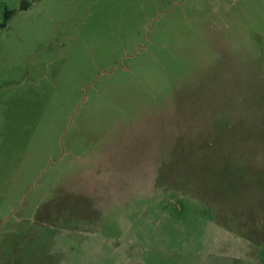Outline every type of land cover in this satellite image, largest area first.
<instances>
[{
	"label": "rangeland",
	"instance_id": "1",
	"mask_svg": "<svg viewBox=\"0 0 264 264\" xmlns=\"http://www.w3.org/2000/svg\"><path fill=\"white\" fill-rule=\"evenodd\" d=\"M6 10L0 264H264V0Z\"/></svg>",
	"mask_w": 264,
	"mask_h": 264
},
{
	"label": "trees",
	"instance_id": "2",
	"mask_svg": "<svg viewBox=\"0 0 264 264\" xmlns=\"http://www.w3.org/2000/svg\"><path fill=\"white\" fill-rule=\"evenodd\" d=\"M31 5L30 2L28 1H25L23 2L21 8L22 9H26L28 8L29 6ZM13 15V11L12 10H6L5 13H4V16H5V20L3 23L0 24V27H5L7 25V20Z\"/></svg>",
	"mask_w": 264,
	"mask_h": 264
}]
</instances>
